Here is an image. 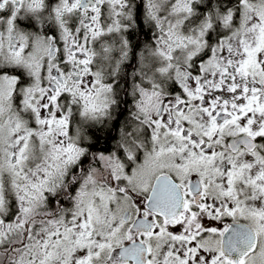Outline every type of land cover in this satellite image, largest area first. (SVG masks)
Masks as SVG:
<instances>
[{"label":"snow or ice","instance_id":"1","mask_svg":"<svg viewBox=\"0 0 264 264\" xmlns=\"http://www.w3.org/2000/svg\"><path fill=\"white\" fill-rule=\"evenodd\" d=\"M0 264H264V0H0Z\"/></svg>","mask_w":264,"mask_h":264}]
</instances>
